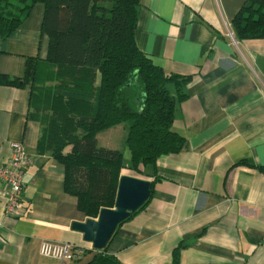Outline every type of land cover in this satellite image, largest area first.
<instances>
[{
  "label": "crops",
  "instance_id": "0c3cea01",
  "mask_svg": "<svg viewBox=\"0 0 264 264\" xmlns=\"http://www.w3.org/2000/svg\"><path fill=\"white\" fill-rule=\"evenodd\" d=\"M138 47L155 65L192 77L175 112L184 150L161 158L139 179L154 181L147 205L109 243L121 264H264V40L239 41L233 22L247 0H140ZM45 5L36 4L9 38L0 37V77L24 78L27 60L45 61ZM32 86L0 83V162L23 143L34 158L24 177V214L6 215L0 182V264H54L43 241L93 246L74 223L89 219L64 189L65 168L41 146L44 125L32 107ZM129 125L97 136L100 147L124 154L122 175L135 176L125 154ZM128 151V150H127ZM138 178V177H136Z\"/></svg>",
  "mask_w": 264,
  "mask_h": 264
},
{
  "label": "trees",
  "instance_id": "16d2710c",
  "mask_svg": "<svg viewBox=\"0 0 264 264\" xmlns=\"http://www.w3.org/2000/svg\"><path fill=\"white\" fill-rule=\"evenodd\" d=\"M39 3L48 57L28 59L24 78L1 76L0 83L32 86V107L44 125L41 146L64 166V189L77 197L80 211L97 219L115 207L124 169V154L100 147L98 134L128 123L131 169L143 177L161 158L184 150L186 139L173 124L192 77L165 72L138 47L140 0H0V37L20 29ZM233 27L239 41L264 40V0H247ZM43 90L51 92L48 104ZM108 249L95 251L87 264H121ZM182 249L174 250L172 264H180Z\"/></svg>",
  "mask_w": 264,
  "mask_h": 264
},
{
  "label": "water",
  "instance_id": "95a60500",
  "mask_svg": "<svg viewBox=\"0 0 264 264\" xmlns=\"http://www.w3.org/2000/svg\"><path fill=\"white\" fill-rule=\"evenodd\" d=\"M152 181L122 175L115 207L104 208L97 219H87L84 223H74L73 229L83 233L84 240L95 251L104 250L114 238L118 228L151 198Z\"/></svg>",
  "mask_w": 264,
  "mask_h": 264
},
{
  "label": "built area",
  "instance_id": "2783aa9c",
  "mask_svg": "<svg viewBox=\"0 0 264 264\" xmlns=\"http://www.w3.org/2000/svg\"><path fill=\"white\" fill-rule=\"evenodd\" d=\"M11 147V157L5 162H0V182L7 189L5 213L18 218L24 214V177L27 169L34 164V158L23 143L14 142ZM84 253L82 248L53 241H43L40 247V255L55 261L54 264H73L82 259Z\"/></svg>",
  "mask_w": 264,
  "mask_h": 264
},
{
  "label": "rangeland",
  "instance_id": "374dc122",
  "mask_svg": "<svg viewBox=\"0 0 264 264\" xmlns=\"http://www.w3.org/2000/svg\"><path fill=\"white\" fill-rule=\"evenodd\" d=\"M41 85L44 86V87H49V83H46L45 81L41 82ZM41 94H42V97H43L45 103L48 104V103L50 102V95H51V92L48 91V90H43V91L41 92ZM43 107H46V106L44 105ZM124 125H129V124L126 123V124H124ZM127 153H128V151L125 150V154H127ZM95 254H97V253H94V255H95ZM86 255H87V254H86ZM86 255H84V256H86ZM75 264H76V263H75Z\"/></svg>",
  "mask_w": 264,
  "mask_h": 264
}]
</instances>
